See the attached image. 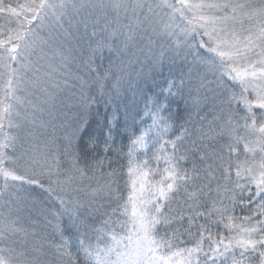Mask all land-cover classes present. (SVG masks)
I'll use <instances>...</instances> for the list:
<instances>
[{
    "label": "snow or ice",
    "instance_id": "obj_1",
    "mask_svg": "<svg viewBox=\"0 0 264 264\" xmlns=\"http://www.w3.org/2000/svg\"><path fill=\"white\" fill-rule=\"evenodd\" d=\"M0 264H264V0H0Z\"/></svg>",
    "mask_w": 264,
    "mask_h": 264
}]
</instances>
